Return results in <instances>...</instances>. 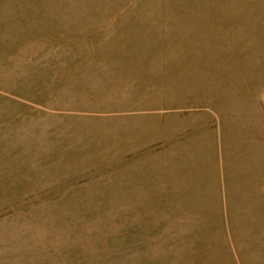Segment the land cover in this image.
<instances>
[{"label": "rangeland", "instance_id": "rangeland-1", "mask_svg": "<svg viewBox=\"0 0 264 264\" xmlns=\"http://www.w3.org/2000/svg\"><path fill=\"white\" fill-rule=\"evenodd\" d=\"M0 264H264V0H0Z\"/></svg>", "mask_w": 264, "mask_h": 264}]
</instances>
